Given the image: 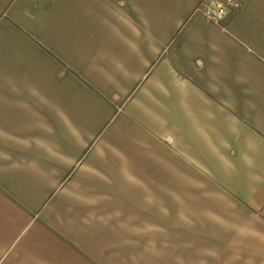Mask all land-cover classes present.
I'll use <instances>...</instances> for the list:
<instances>
[{
  "label": "crops",
  "instance_id": "crops-1",
  "mask_svg": "<svg viewBox=\"0 0 264 264\" xmlns=\"http://www.w3.org/2000/svg\"><path fill=\"white\" fill-rule=\"evenodd\" d=\"M0 0V264H264V0Z\"/></svg>",
  "mask_w": 264,
  "mask_h": 264
},
{
  "label": "built area",
  "instance_id": "built-area-1",
  "mask_svg": "<svg viewBox=\"0 0 264 264\" xmlns=\"http://www.w3.org/2000/svg\"><path fill=\"white\" fill-rule=\"evenodd\" d=\"M239 8L240 2L238 0H203L197 11L201 12L204 17L218 23L230 12Z\"/></svg>",
  "mask_w": 264,
  "mask_h": 264
},
{
  "label": "rangeland",
  "instance_id": "rangeland-1",
  "mask_svg": "<svg viewBox=\"0 0 264 264\" xmlns=\"http://www.w3.org/2000/svg\"><path fill=\"white\" fill-rule=\"evenodd\" d=\"M259 254L263 255L264 254V251L263 250H260L259 251Z\"/></svg>",
  "mask_w": 264,
  "mask_h": 264
}]
</instances>
